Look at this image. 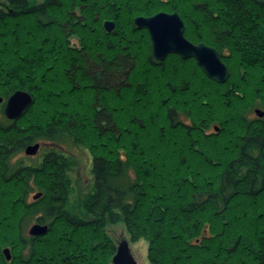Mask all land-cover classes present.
Listing matches in <instances>:
<instances>
[{"label": "trees", "instance_id": "trees-1", "mask_svg": "<svg viewBox=\"0 0 264 264\" xmlns=\"http://www.w3.org/2000/svg\"><path fill=\"white\" fill-rule=\"evenodd\" d=\"M3 2L0 94L7 97L20 88L31 92L32 104L39 94L45 105L53 106L41 105L47 115L41 125L29 118L32 104L15 120H8L0 108V243L4 239L13 248L12 260L0 254V264H112L116 244L104 231L112 222L124 223L131 241H148L151 264H264V116H249L256 107L264 108V0ZM170 4L195 41L209 43L208 36L220 55L224 56L222 49L235 54L241 79L251 83L254 100L261 99L243 105L240 98L247 94L240 80L234 85L217 82L225 86V102L235 99L243 105L221 116L217 135L203 132L214 113L201 114L208 98L201 100V108L195 107L198 93L190 86L192 79L182 75L186 61L175 53L156 61L149 34L132 21L137 14L155 13L151 7L165 9ZM104 15L116 23L111 32L99 22ZM68 34L79 37V49L70 48ZM140 42L149 44L146 52ZM170 60L179 67L167 71ZM199 72L205 82H212ZM150 79L159 88L157 106L152 108L150 98L138 112L150 122L148 136L134 131L137 136L127 138L130 147L121 145L126 151L118 156L116 146L123 136L140 122L139 128L145 124L134 112L118 125L112 111L120 107L112 110L108 98L130 92L133 99L143 100ZM68 94L88 101L90 114L60 108ZM180 111L190 116L191 125L179 123ZM81 118L87 125L94 121L101 141L92 144L104 150L91 162L89 191L81 197L83 214L67 208L73 190L71 157L52 147L39 162L13 159L38 139L82 146ZM231 124L239 132L227 128H234ZM169 125L180 127L193 152L202 154L207 138H217L220 132L232 142V151L226 153L228 158L221 151L216 158L199 156L197 167L183 158L171 167L182 143L174 140L175 150L165 152L162 136ZM34 188L42 194L27 202L26 194ZM32 219L48 223L44 235H21Z\"/></svg>", "mask_w": 264, "mask_h": 264}, {"label": "rangeland", "instance_id": "rangeland-1", "mask_svg": "<svg viewBox=\"0 0 264 264\" xmlns=\"http://www.w3.org/2000/svg\"><path fill=\"white\" fill-rule=\"evenodd\" d=\"M3 1L4 0H0V2L4 3ZM30 1L34 4H37V3H40L44 0H30ZM177 7L180 9L181 6L178 5ZM173 8H174V5H172V4H170V6H168V8L165 7V9H164V7H157V8L151 7L153 12L157 11V9H163V10H167V11L169 10L170 11V10H173ZM190 17L187 18V20L191 21ZM105 20H109V21H112L114 23V21L112 20V17H110L109 15H104L101 18V20L99 21V22L102 21L101 25L104 26L103 21H105ZM104 28L105 27H103V29ZM139 30H142V28H139ZM184 31H185V35L189 39L191 38L193 41L197 40L194 37L193 32H190V31H188V29H186V22H185ZM145 36L146 35L143 36V40L146 39L147 36L146 37ZM140 38H142L141 33H140ZM206 39L209 41V43H207V44H209V45L215 44L216 45L215 41H212L210 39V37L207 36ZM66 42H68V45L70 46V48H73V47H75L77 49L80 48L79 47V37L76 38L75 35L71 34V36H69V34H68L67 38H66ZM140 44H141V49L144 50L145 52L149 49L148 43H147L148 45H146L144 42H140ZM218 45H217V47H219ZM222 51L224 53V56L220 55V59L222 62H224L227 65L228 73H229L225 82H218L217 80L210 78L207 74H205L203 72L202 68L197 63H195V60L193 58L192 59L191 58H183L186 62L184 63L185 65L182 67V70L184 71V73H182V75L187 79H192L193 82H191L190 86L194 92L198 93V95H197L198 97L196 96L195 103H194V104H196L195 107L201 108V107H199V105L202 106L201 100L208 98L209 105H205L204 106L205 108H201V109H203V110H201V114L205 115L206 112H208L209 110L211 113H214L211 115L212 117L210 118V120H208V122H209L208 127H206L205 128L206 130L203 131V132H205L204 133L205 135H207V134L210 135V133H213V135H217V133L219 132L218 127H220L219 120L221 119V116H225V114L228 115L229 112H238V110L244 104L252 106V105H250V103L259 102L261 100V99L260 100H257V99L254 100L255 97H252L253 94H252L251 83L247 84L246 82H244L241 79L240 74L242 72H240V70L238 68L239 62H237V58L235 57V54H232L230 56V52L228 50L222 49ZM164 60H166V58ZM166 66H167V68H166L167 71H169L171 67H174L176 69H177V67H179L175 60L174 61L173 60L168 61L166 63ZM196 66L202 72V74L204 73L205 76L207 75V77H209V79H211L212 82H209V83L205 82L204 79L201 78L202 76L200 75V72L196 68ZM196 69H197V71H196ZM146 75H147V73H146ZM249 79H250V77H249ZM238 80H240L241 84L243 83V85L246 86L245 89L241 88L242 90H244V93L247 94V98H246V96L244 98H240L244 102L243 105H241L242 103L240 100L236 101L235 99L231 100L234 104L231 101L225 102L226 100L223 99V97L221 95L223 92L222 90L224 89L225 86L221 87L218 85V83H221V84L223 83L225 85H226V83H228V84L232 83L234 85V83L239 84ZM246 81H247V79H246ZM148 87H149L150 91L148 93V96L146 98H144L143 100L133 99L130 92L123 94L122 98H121V95H119V97L117 96L118 98L116 99V98L112 97L111 94L109 96L110 98H108L109 101H107V103H109V106L112 110H114L115 107L116 108L120 107L117 110L112 111L114 114L113 119H115V122H117L118 125H119V122L122 124H124V122H127V121H123L124 115H126V118L129 119L131 114H134V112H136L139 115L138 116L139 118L141 117V119L143 120L142 123L145 124V128L144 127L139 128L141 122L138 125L139 127L136 125H135L136 127L133 126L134 128L131 129L133 131H130V134L128 135V137L125 138V136H123L125 139L123 138L120 141L118 140L119 143L116 146V154L118 156H123L124 155V154H122L123 151H126V148L125 147L122 148L121 145H126V146L130 147V143L127 142L128 141L127 138L130 139L129 136L133 135V137H136L137 136L136 132L140 133V131H143V134L147 133V135L145 134V136H148V131H146V130L149 127L150 122L148 123L147 117H143V115L141 113H138L139 109H140V104L142 102L147 101V100L151 101V99H152L151 105L153 108L154 106H157L155 104L158 103V99H159L158 98L159 97V88L154 86L153 80L150 79L148 81ZM220 87H221V91H220ZM129 91H131V90H129ZM42 96H43V94H42ZM65 96H66V99L64 98L63 103H66V105L61 103L60 101H57V102H59V105L63 104L62 106H59L60 108L65 107L66 111H69L70 109L71 110L75 109L78 113H80L82 115L90 114L89 111L91 110V108L89 109V106H88L89 102L88 101L82 102L81 101L83 98L82 96H81L82 98L80 96H76V98L74 100L72 99L73 95L68 94ZM79 101H81V102H79ZM96 101H99V99H97ZM43 102H44V99L41 97V95L38 94L37 100L35 102L33 101V104H32L31 116L29 115V118L32 119L33 122H38L36 124H40V125L47 118V115L44 114V113H46V111H43L41 105H44L43 107H47V108L50 107L48 104L45 105ZM102 103L105 105L104 102H102ZM121 105H123L124 108H122ZM52 106L50 108H52ZM138 106H139V108H137ZM227 107H229V108H227ZM248 108H246V109H248ZM256 109H261L264 112L263 107H261V106L256 107L250 113V115H249L250 117L253 118V117L257 116V114L255 112ZM180 112H178V116H177L179 123L182 125H184V124L191 125L190 116L188 117L184 113H182V112L180 113ZM123 113H125V114H123ZM203 115H201V116H203ZM42 119H44V120H42ZM39 120H42V121H39ZM81 121L84 124L82 126V128L79 129L80 133L84 135V137L81 138L82 147L77 146V145L74 146L72 144H65V146H59V145H56L55 143L53 144L47 140L38 139L35 142H38L39 148L37 149L35 154H33L32 156L31 155L27 156L29 154H27L25 152L26 146L31 145V144H27L25 146V149L23 151H21V153H19L17 155V157L18 158H20V157L25 158L26 163H29V162H32L33 160H38V159H39L38 160V162H39L43 159L44 153H46L52 147H54L55 149H57V148L61 149L64 152V154L69 155V156L67 155L68 157L71 156L74 160L73 161L74 164L72 165V169L69 170V176H70V178H72V189L73 190L70 193V195L68 196L67 208H69L73 212L83 214L81 197L87 191H89V186H90L91 180H92L91 162L94 158V155H98L99 153H104V150H102L101 147L95 148L92 144L93 142L99 143V141H101L99 134H96L94 132L95 127H96L94 121L89 120V121H92L93 124L88 122L89 123L88 125L85 122V119L81 118ZM231 125H233V124H231ZM170 126L171 125L167 126L164 129L165 132H163V136H162V140L164 142L163 146L165 147V152L170 153V152L175 150V147H173L171 145V143H173L174 140L180 141V143H182V144L178 145V147H179L178 149H180L178 151L181 152L180 156L174 157L175 161L173 163H170L171 167H173L175 164H177L176 161H178L180 158L181 159L183 158V162H185V161L190 162L192 165V168H193V165H194V167H197L199 165L198 164L199 158H200L199 156L204 157L203 155H206L207 159H208V157L216 158L215 156H217L218 153L221 151L219 154H221L223 152L225 154V156H223V158H228L226 153L229 151H232V149H230V148H232V146H231L232 142L229 141V138L227 136H225L223 134V132H222V134H220L221 133L220 132L219 133L220 135L218 134L217 138L212 137V136H209V138H207L208 139L207 144L203 143L204 146L201 147V149L204 151L202 154L197 153V151L193 152V151L188 149V147H189L188 142H185L186 135L185 136L183 135V132L180 130V127H178V126L175 127L174 125L172 127H170ZM233 126H234V128L231 127L230 125L227 128L234 130L236 132H239V127L238 126L236 127V124ZM173 127H175V128H173ZM134 131H136V132L134 133ZM225 133H227V132H225ZM225 146L226 147L228 146L229 149L224 150L223 148ZM172 161H173V159H172ZM35 192H37V191H35V189H34L32 193L28 194L27 202L34 201L33 197H34ZM32 223H34V220H32V222L29 223L28 227H26L25 232H24L25 234L28 233V229ZM41 224H43V223H41ZM44 224H48V223L46 222ZM104 227H105L104 231H106L108 236L111 238L112 242H115L116 248H117V246L121 240L126 239L128 241L130 252L132 253L136 263L137 264H151V262L148 258V251H147L148 250V241L145 238H140V239H137L135 241H131V239L129 238V234L125 229L124 223H122V222L107 223ZM201 231L203 232L204 229ZM3 242H5L4 239L1 243H3ZM115 251H116V249H115ZM112 257H111V259H112Z\"/></svg>", "mask_w": 264, "mask_h": 264}, {"label": "water", "instance_id": "water-1", "mask_svg": "<svg viewBox=\"0 0 264 264\" xmlns=\"http://www.w3.org/2000/svg\"><path fill=\"white\" fill-rule=\"evenodd\" d=\"M133 22L138 28H145L149 33L152 43V54L155 59L162 60L170 52L177 53L183 58L194 57L196 63L202 68L203 72L210 78L218 82H225L229 73L227 65L221 61L220 53L213 48L202 43L190 42L184 35V22L177 12L159 11L154 15H137ZM107 32L114 29L115 23L109 20L103 21ZM0 101L2 96L0 95ZM32 102L31 93L23 89H18L8 96L5 102L4 114L8 118L16 119ZM260 117L264 113L261 109L255 110ZM38 142L27 145L25 152L32 154L37 151ZM41 193L34 194V197L40 196ZM47 231V224L35 223L30 227L29 232L33 235H42ZM7 258H10L9 249L3 251ZM115 254L112 257V264H137L126 239L121 240L118 244Z\"/></svg>", "mask_w": 264, "mask_h": 264}, {"label": "bare ground", "instance_id": "bare-ground-1", "mask_svg": "<svg viewBox=\"0 0 264 264\" xmlns=\"http://www.w3.org/2000/svg\"><path fill=\"white\" fill-rule=\"evenodd\" d=\"M110 32H111V31H110ZM23 90H24V89H23ZM25 91H26V90H25ZM26 92H27V91H26ZM28 93H29V92H28ZM30 93H31V92H30ZM11 94H12V93H10L9 95H11ZM0 95H1V94H0ZM9 95H8V96H9ZM31 95H32V94H31ZM1 96H2V95H1ZM8 96H7V97H5V96L2 97V101H0V108H3V104H2L3 102H4V105H6L5 102H6V100L8 99ZM4 108H5V106H4ZM24 110H25V109H24ZM4 115H5V114H4ZM5 116H6V115H5ZM20 116H21V114H20ZM6 118H7L8 120H9V119H11V120H15V119H12V118H8L7 116H6ZM19 118H20V117H19ZM16 119H18V118H16ZM32 143H35V142H32ZM56 145H59V144H56ZM59 146H65V145H59ZM80 147H82V146H80ZM64 148H65V147H64ZM60 150H61V149H60ZM61 151H62V150H61ZM35 153H36V152H35ZM35 153L29 154V155H27V156H30V155L32 156V155L35 154ZM67 155H68V154H67ZM68 156H69V155H68ZM70 157H71V156H70ZM71 158H72V157H71ZM72 159H73V158H72ZM29 184H30V186H31L32 183H29ZM34 189H35V188H34ZM34 189H33V190H34ZM35 191H37V192H35V194H36V193H41V194H42V192H40V191L37 190V189H35ZM29 193H32V192H31V191H28V193L26 194V198H27V196H28ZM33 199H36V198L33 197ZM32 220H33V219H32ZM32 220L29 221L28 223H26L25 226L22 228V230H21V232H20L21 235H23L24 237H25V236H32V237L41 236V235H37V234H36V235H33V234H31V233L29 232L30 227H31L32 225H34L35 223H39V221H36V220H34V223H32L31 226L29 227V229H28V233H26V234L24 233L26 227H28L29 223L32 222ZM40 224H41V223H40ZM45 225H46V224H45ZM48 227H49V225L47 224V229H48ZM206 231H207V230H206ZM206 231L204 230V232H206ZM46 232H47V231H46ZM46 232H45V233H46ZM45 233H44V234H45ZM44 234H42V235H44ZM139 239H140V238H139ZM126 241H127V240H126ZM5 248H8V249H9L10 258H7L6 255H5V253L3 252ZM0 254L2 255L3 258H5L6 261H11V260H12V258H13V257H12V255H13V248H12V246L9 244L8 241L5 240V242L0 243ZM114 254H115V253H114ZM114 254H113V255H114ZM111 260H112V259H111Z\"/></svg>", "mask_w": 264, "mask_h": 264}, {"label": "flooded vegetation", "instance_id": "flooded-vegetation-1", "mask_svg": "<svg viewBox=\"0 0 264 264\" xmlns=\"http://www.w3.org/2000/svg\"><path fill=\"white\" fill-rule=\"evenodd\" d=\"M160 1H161L162 3H164V4H166V3H168L170 0H160ZM193 6H194V5H193ZM159 11H164V12H166V13H168V12H177V11H175V10H170V11L168 10V11H167V10H163V9H157V11H156L155 13L150 14V15L157 14V12H159ZM177 13H178V12H177ZM137 15H140V14H137ZM137 15H136V16H137ZM178 15H180L181 19L183 20L182 15H181L180 13H178ZM136 16H135V17H136ZM142 16H145V15H142ZM135 17H134V18H135ZM134 18H133V20H134ZM133 20H132V21H133ZM183 22H184V29H185V20H183ZM115 24H116V23H115ZM134 25H135V22H134ZM103 27H104V26H103ZM135 27L138 28L137 25H135ZM104 29H105V28H104ZM138 29H139V28H138ZM142 29H145V28H142ZM105 30H106V29H105ZM145 30H146V29H145ZM146 32H147V30H146ZM147 33H148V32H147ZM148 34H149V33H148ZM184 35H185V31H184ZM149 37H150V36H149ZM185 37H186L190 42H193V43H202V42H204V41H202V42H201V41H193L192 39L190 40L186 35H185ZM150 43H151V40H150ZM204 43L207 44L206 42H204ZM207 45H209V44H207ZM209 46H212V45H209ZM212 47L214 48L215 46H212ZM215 49H216V47H215ZM216 50H217V49H216ZM217 51H218V50H217ZM150 52H151V54H152V43H151V46H150ZM170 53H173V52H170ZM170 53H169V55H170ZM175 54H177V53H175ZM169 55H168V56H169ZM177 55H179V54H177ZM152 56H153V58L155 59V57H154L153 54H152ZM168 56H166V57H168ZM179 56H180V55H179ZM166 57H165V58H166ZM180 57H182V56H180ZM165 58H164V59H165ZM182 58H183V57H182ZM190 58H191V59H192V58L194 59L193 56L190 57ZM164 59H162V60H164ZM155 60H156V61H159V62L161 61V60H157V59H155ZM194 60H195V59H194ZM195 63H196V61H195ZM197 64H198V63H197ZM1 95H2V94H1ZM2 97H4V96L2 95ZM2 104H3V108H2V110H3V115H4V106H5V105H4V102H3ZM263 114H264V113H263ZM263 114H262V115H263ZM257 116H258V115H257ZM263 116H264V115H263ZM258 117H259V116H258ZM260 117H262V116H260ZM17 155H18V154H17ZM17 155L13 158L14 160H16V159L20 160V159H21V161H22V160L25 161V158H23V157H22V158H21V157L18 158ZM38 197H39V196H38ZM38 197H36V199H37ZM33 200H34V199H33ZM39 223H40V222H39Z\"/></svg>", "mask_w": 264, "mask_h": 264}]
</instances>
